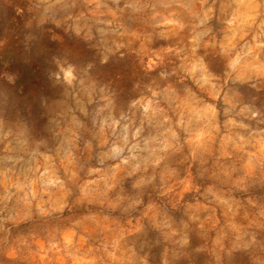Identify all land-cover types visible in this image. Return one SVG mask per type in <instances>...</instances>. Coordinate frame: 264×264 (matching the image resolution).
I'll return each instance as SVG.
<instances>
[{
  "label": "rangeland",
  "instance_id": "374dc122",
  "mask_svg": "<svg viewBox=\"0 0 264 264\" xmlns=\"http://www.w3.org/2000/svg\"><path fill=\"white\" fill-rule=\"evenodd\" d=\"M0 264H264V0H0Z\"/></svg>",
  "mask_w": 264,
  "mask_h": 264
},
{
  "label": "trees",
  "instance_id": "16d2710c",
  "mask_svg": "<svg viewBox=\"0 0 264 264\" xmlns=\"http://www.w3.org/2000/svg\"><path fill=\"white\" fill-rule=\"evenodd\" d=\"M26 53H28V55H30L31 52H30V50H26ZM28 57H30V56H28Z\"/></svg>",
  "mask_w": 264,
  "mask_h": 264
}]
</instances>
